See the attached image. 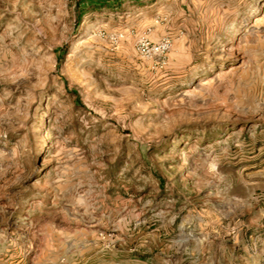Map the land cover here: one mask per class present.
<instances>
[{
  "label": "rangeland",
  "instance_id": "rangeland-1",
  "mask_svg": "<svg viewBox=\"0 0 264 264\" xmlns=\"http://www.w3.org/2000/svg\"><path fill=\"white\" fill-rule=\"evenodd\" d=\"M120 2L0 0V264H264V0Z\"/></svg>",
  "mask_w": 264,
  "mask_h": 264
},
{
  "label": "trees",
  "instance_id": "trees-1",
  "mask_svg": "<svg viewBox=\"0 0 264 264\" xmlns=\"http://www.w3.org/2000/svg\"><path fill=\"white\" fill-rule=\"evenodd\" d=\"M101 3V5L105 7H120L121 5L120 0H101Z\"/></svg>",
  "mask_w": 264,
  "mask_h": 264
}]
</instances>
